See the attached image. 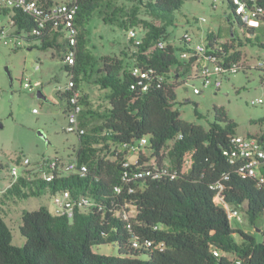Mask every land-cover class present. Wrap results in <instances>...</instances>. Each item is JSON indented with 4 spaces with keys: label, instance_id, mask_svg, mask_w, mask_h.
<instances>
[{
    "label": "trees",
    "instance_id": "trees-1",
    "mask_svg": "<svg viewBox=\"0 0 264 264\" xmlns=\"http://www.w3.org/2000/svg\"><path fill=\"white\" fill-rule=\"evenodd\" d=\"M47 1L76 9V45H71L63 20L41 27L19 10L1 11L0 16L30 46L62 50V61L69 51L75 52L73 65L63 63L75 87L59 94L67 102L66 112L71 96L80 93L79 120L85 134H76L80 143L74 159L88 172L81 176L57 171L48 181L42 172L49 170L42 167L38 172L23 169L14 182L10 180L0 196V264H264V230L258 225L264 220V185L241 173L244 162L233 159L232 138L238 135V124L224 108H215L214 120L205 127L184 120L176 107L177 89L185 83L180 79L192 67L179 59L181 41L171 40L169 29L178 25L176 12L189 0H129L131 8L119 6L118 0ZM258 3L264 6V0ZM222 4L229 11L228 21L233 16L238 28L254 37L235 32L236 38L228 34L223 42L227 37L221 31L208 32V51L221 45L219 56L227 62L246 59L242 51L246 44L264 52V21L250 28L237 13V5L228 0ZM142 12L146 18L140 17ZM95 14L106 25L127 32L137 29L140 44L130 39L134 47L130 54L98 57L89 31ZM133 67L148 77L135 76ZM85 84L105 92L103 104L94 105ZM195 115L202 119L197 106ZM254 124L264 126V118ZM261 134L248 136L264 140V131ZM143 138L148 145L134 156ZM22 159L15 164L21 165ZM155 166L165 167L168 174L156 179L134 177L137 171ZM218 185L223 187V202L239 211L243 208L261 240L257 234L233 228L224 204L215 201L220 189L212 186ZM57 194L89 197L97 207L77 210L72 219L54 214L47 206L21 210L17 214L24 246L13 245L6 222L12 208L4 207L32 197L52 200ZM107 245H113L117 254L94 251Z\"/></svg>",
    "mask_w": 264,
    "mask_h": 264
},
{
    "label": "rangeland",
    "instance_id": "rangeland-1",
    "mask_svg": "<svg viewBox=\"0 0 264 264\" xmlns=\"http://www.w3.org/2000/svg\"><path fill=\"white\" fill-rule=\"evenodd\" d=\"M117 4L127 8L133 5L129 0H118ZM228 12L227 7L219 0H189L176 12L178 25L169 29L170 39L177 40L189 29L196 38L201 32L203 38H206L208 32L217 34L220 31L222 36L227 37L231 27L241 35L234 17H231V22L228 21ZM140 17L146 18L143 12ZM202 19L206 21L201 22ZM0 21L7 24L4 17L0 16ZM89 31L91 48L98 57L120 56L124 52L130 54L134 48L127 30L117 25H106L98 14L93 16ZM242 51L251 70L231 76L219 92L205 90L200 96H196L193 94V86L200 87L201 82L188 81L186 76L180 79V82L185 83L177 89L176 107L184 120L207 127L208 122L214 120V109L224 108L228 117L238 124L240 135H262L264 126L254 122L264 118V104L252 106L250 103L259 98L264 100L261 74L254 68L260 58L264 57V52L250 44H246ZM62 56V50H43L39 44L26 46L18 51L0 48V165L3 166L0 168V192L12 179L10 170L19 157L29 158L32 162L44 156L57 157L64 164L77 155L79 138L75 133L67 131V102L59 94L60 91H65L69 82L67 73L63 70ZM27 79L30 80L32 89H24ZM37 83L40 86H36ZM84 89L96 107L104 103L105 92L99 87L85 84ZM196 106L202 117L200 120L195 115ZM19 203L18 206L13 204L4 208H12L10 219H6V222L12 229L13 245L23 247L25 238L20 233V217L17 213L21 210H38L42 206H47L51 211L53 208L51 199L46 196L32 197ZM240 211L244 223L234 222L233 228L248 230L249 233L257 234L258 240H261L262 237L249 224L245 210L242 208ZM258 225L264 230L263 219L258 221ZM236 239L240 240L238 235ZM94 251L105 255L117 254L113 245L94 247Z\"/></svg>",
    "mask_w": 264,
    "mask_h": 264
},
{
    "label": "built area",
    "instance_id": "built-area-1",
    "mask_svg": "<svg viewBox=\"0 0 264 264\" xmlns=\"http://www.w3.org/2000/svg\"><path fill=\"white\" fill-rule=\"evenodd\" d=\"M216 1V0H215ZM221 3L223 0H219ZM237 5L236 11L241 16L243 22L248 27H258L261 21H264V6L258 3V0H228ZM6 10H19L25 14H28L36 19V22L42 27L45 23L53 20H63L66 28L68 29V38L71 45L77 44V30L74 25V16L76 9L65 4H49L47 0H0V13ZM2 17V16H1ZM6 20L7 18L4 17ZM206 19H202L201 22H205ZM129 39H134L136 44L141 42L140 33L137 29H130L128 31ZM183 50L179 51V59L187 64H191V69L186 76V80L193 82L200 81L201 86H193V94L200 96L205 90L221 91L226 80H229L231 76L240 72L248 70V64L246 59L241 62H227L221 56L219 52H223V47L216 46L215 51H208V42L206 38H196L194 33L189 29L179 37ZM225 42V41H223ZM162 46V44H160ZM26 46H30L22 37L20 33H17L16 29L0 21V48H9L12 51L21 50ZM75 62V52L69 51L65 57L63 63L65 65H73ZM260 72L262 83L264 84V57L260 58L257 66L254 67ZM133 74L139 76L142 79L148 77V73L142 72L141 69L133 67ZM36 86H40L37 83ZM24 89H32V84L29 79L24 84ZM75 84L72 79H69L66 85L65 91H72ZM80 93L75 92L70 98V108L65 112V118L68 122V133H75L83 135L85 129L81 127L79 115L82 111V106L79 102ZM252 106H261L264 104L262 98L253 100L250 103ZM232 143L236 146L235 152H233V159H239L244 162L241 173L246 176L256 178L261 185H264V173L262 167L264 166V140L250 137L248 135H235L232 138ZM148 145L147 138H143L138 147L133 152L134 156H138L140 150ZM135 163H138L135 160ZM129 163H126L128 166ZM45 168L49 172H42V176L52 181L56 172L59 174H78L85 176L88 172V168L85 165H79L76 159H72L70 162L62 163L61 159L57 157H42L36 162H32L29 158L23 157L21 165H15L11 168L10 174L13 182L20 175V168L30 170L33 172L40 171L41 168ZM44 171V170H43ZM162 174H168L165 167L158 168H143L136 173L134 177L137 179L153 178L156 179ZM174 178V176H172ZM12 182V181H11ZM10 182V183H11ZM9 183V184H10ZM213 189H220L215 201L218 204H224L228 219L231 225L234 222L238 224L244 223V217L242 213L232 208L229 204L224 203L220 193L223 187L220 185L212 186ZM120 191L119 188L116 189ZM3 191L0 192L2 194ZM52 210L54 214L58 216H67L72 219L77 210L91 209L97 207V203L89 197H79L72 199L68 194H57L52 198ZM218 256V253H215Z\"/></svg>",
    "mask_w": 264,
    "mask_h": 264
},
{
    "label": "crops",
    "instance_id": "crops-1",
    "mask_svg": "<svg viewBox=\"0 0 264 264\" xmlns=\"http://www.w3.org/2000/svg\"><path fill=\"white\" fill-rule=\"evenodd\" d=\"M241 31V35H242V33L244 34V35H246V36H248V37H250V38H253L254 36L253 35H249L246 31H244V30H240ZM235 32H236V30H235V28L234 27H231L230 28V30H229V35L230 36H228V37H231V38H236V35H235ZM240 35V36H241ZM228 37L227 38H225V39H227L228 40ZM198 38L200 39V38H203V34H202V32L199 34V36H198ZM178 39H179V37H178ZM224 39V41H227V40H225ZM242 50H243V48H242ZM259 50V49H258ZM260 52H262L261 50H259ZM246 61H247V64L249 65V63H248V59H246ZM248 70H251V66L249 65L248 66ZM239 134V133H238ZM253 135V134H252ZM263 168H264V166H263ZM246 232H249L248 230H245Z\"/></svg>",
    "mask_w": 264,
    "mask_h": 264
},
{
    "label": "water",
    "instance_id": "water-1",
    "mask_svg": "<svg viewBox=\"0 0 264 264\" xmlns=\"http://www.w3.org/2000/svg\"><path fill=\"white\" fill-rule=\"evenodd\" d=\"M39 97H41V98H42L43 96H42V95L39 93ZM40 136H41V137H43V135H42V134H40Z\"/></svg>",
    "mask_w": 264,
    "mask_h": 264
}]
</instances>
